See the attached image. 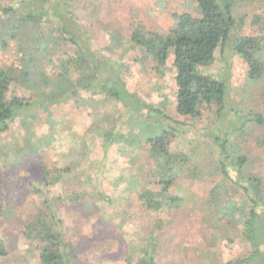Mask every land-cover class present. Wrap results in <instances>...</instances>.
Wrapping results in <instances>:
<instances>
[{
    "label": "rangeland",
    "instance_id": "1",
    "mask_svg": "<svg viewBox=\"0 0 264 264\" xmlns=\"http://www.w3.org/2000/svg\"><path fill=\"white\" fill-rule=\"evenodd\" d=\"M46 1L52 10V20L59 22L53 17L51 5L59 6L64 0ZM20 2L0 0V10L11 4L19 9ZM70 8L83 40L88 39L91 50L104 57L103 63L111 61L127 90L182 124L175 125L180 132L171 139L169 150L192 156L189 164L198 167L203 178L180 177L164 194V199L168 195L180 198L175 211L164 208L157 213L146 209L131 184L138 182L153 192L161 190L154 177L157 163L150 157V146L143 139L149 131L147 125L159 123L141 115L130 116L122 104L108 101L104 94L75 92L74 98L53 106L50 117L49 113L36 112L33 107L25 110L24 116L30 122L28 129L19 118L0 136V209L14 197L20 200V203L15 200V207L23 220L42 210L54 211L65 240L76 249L74 264H126L127 257L141 253L146 238L156 226H159L155 231L159 264H229L247 258L251 249L239 233L232 231L230 239H222L203 224V217L210 191L223 181L215 173L219 160V148L214 144L216 136L227 139L229 154L246 157L247 172L264 179V124L248 122L250 114L261 115L264 120V78L257 83L249 82V67L228 47L218 53L212 66L201 69L202 74L226 82L224 114L219 116L213 105L205 106L198 118L179 116L173 56L164 75H160L155 70L157 64L153 57L132 46L130 39L132 28L138 26L146 34L168 33L177 24L175 14L195 15L190 0H74ZM263 8L262 0H236L237 28L233 34L264 35L261 24H256L263 16ZM43 21H48V17ZM115 35L118 41H114ZM65 53L71 55L73 50L65 48ZM20 65L16 42L7 51L0 48V69L18 70ZM46 70L51 73L53 67L46 65ZM112 73L100 72V75L113 78ZM13 96L28 98L30 93L13 85L9 97ZM34 115L37 117L32 118ZM237 115L248 122L242 131L238 128L241 122ZM169 124L158 128L168 130ZM110 130L125 138L107 147L102 133ZM29 137L32 146L38 148V159L32 156L34 161L29 160L26 167L23 164L24 167L13 168L14 156L19 160L24 154ZM38 139H45L48 144L39 148ZM9 150L12 161L5 157ZM68 166L73 167L70 174L57 184L46 185L44 168ZM234 174L236 178L237 173ZM76 194L84 195L95 206L96 214L83 208L79 201L75 204L54 202L55 197ZM46 200L49 202L45 203ZM0 240L7 251L0 258V264H39L36 244L28 241L16 226L7 221L4 226L0 225Z\"/></svg>",
    "mask_w": 264,
    "mask_h": 264
},
{
    "label": "trees",
    "instance_id": "2",
    "mask_svg": "<svg viewBox=\"0 0 264 264\" xmlns=\"http://www.w3.org/2000/svg\"><path fill=\"white\" fill-rule=\"evenodd\" d=\"M72 1L74 0H64L59 6L51 5L53 17L59 22L52 20V10L46 5V0H21L19 9L11 4L0 10V48L7 51L11 43L16 42L21 64L18 70L13 67L0 69V136L7 133L19 118L24 128L28 129L30 122L24 116V111L31 107L34 110L36 108V112L49 113L50 117L52 107L74 98L75 92H90L94 96L104 94L108 101L122 104L130 116L141 115L145 119H153L160 127L170 123L168 130H160L157 125H147L149 131L143 137L150 146V157L157 163L154 177L161 190L149 191L138 182L132 183L131 187L146 209L158 213L168 208L173 212L179 208L180 198L168 195L164 199V194L168 193L180 177L200 179L204 175L198 171V167L189 164L192 156L174 154L169 150L171 139L180 132L175 125L182 124L170 119L163 109H154L136 94L130 93L111 61L103 63L104 57L91 50L88 39L83 40V33L71 11ZM190 4L195 15L175 14L177 24L168 33L146 34L138 26L132 28L130 42L132 46L153 57L157 64L155 70L160 75H164L168 60L173 56L174 81L178 89L176 113L179 116L198 118L205 106L213 105L217 107L218 115L222 116L227 109L226 82L202 74L201 69L212 66L218 53H223L230 47L249 67V82H259L264 78V35L233 34L237 28L234 16L236 0H190ZM44 17H48V21H43ZM243 22L242 19L241 24ZM256 24H261L263 34L264 11ZM115 36L114 41H118L119 37ZM65 48H71L73 53L66 54ZM46 65L53 67L51 73L46 70ZM100 72H114L112 74L115 77H103ZM13 85L29 92L30 96L9 97ZM237 116L241 122L239 130L248 122L264 124L261 115L250 114L248 122ZM35 117L37 116H32ZM116 132L110 130L102 133L107 147L125 138ZM37 144L42 148L48 142L38 139ZM214 144L219 148L215 173L222 176L223 181L208 195L203 224L222 239H230L232 231H235L248 243L250 255L229 264H264V179L247 172L246 157L228 153L226 138L216 136ZM32 145L29 137L24 154L19 155V160L14 156L13 168L26 167L29 160L34 161L32 156L38 159V148ZM9 153L10 150L5 154L6 160L12 161L13 157L8 156ZM233 170L237 173L236 178ZM72 171V166L44 168V182L46 185L57 184ZM102 196L108 199L105 195ZM15 200L20 203V200L12 197L0 209V225L4 226L7 221L11 226L19 228L28 241L36 244L39 264H74L77 259L76 249L65 240L55 212L42 210L32 218L23 220L16 213ZM66 201H72L73 204L79 201L86 210L93 214L97 212L95 206L85 200L84 195L54 198V202L58 204ZM47 202L49 201L46 200L45 203ZM157 229L159 226L150 231L141 253L136 257H127L126 264H159L155 243ZM6 255V245L0 240V258Z\"/></svg>",
    "mask_w": 264,
    "mask_h": 264
}]
</instances>
